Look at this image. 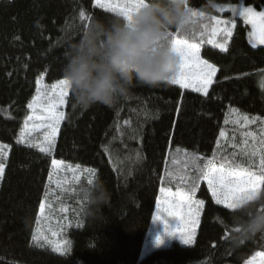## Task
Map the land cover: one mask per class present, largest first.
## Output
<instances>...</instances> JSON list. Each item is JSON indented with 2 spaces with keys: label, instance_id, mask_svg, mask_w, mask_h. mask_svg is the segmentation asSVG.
Returning <instances> with one entry per match:
<instances>
[{
  "label": "trees",
  "instance_id": "obj_1",
  "mask_svg": "<svg viewBox=\"0 0 264 264\" xmlns=\"http://www.w3.org/2000/svg\"><path fill=\"white\" fill-rule=\"evenodd\" d=\"M211 1L264 9V0H189V7L210 12ZM89 17L117 16L94 6V0H0V145L8 146L7 156L0 158L5 164L0 177V264H243L254 253H264V234L238 245L230 242L231 210L216 205L202 183L197 195L204 206L192 243L173 239L141 254L160 186L168 182L170 159L184 152L200 164L214 153L229 154L232 144L243 148L245 137L236 138L228 128L234 121L232 109L264 118V46L248 43L249 28L239 18L226 51L200 45V55L217 68L207 95L165 83L135 87L110 107L97 103L81 108L74 106L69 90L53 151L44 154L28 146L43 143L42 131L27 143L17 142L32 114L27 105L36 95L37 79L50 90L62 78L68 44ZM221 130L226 138L220 137ZM253 134L257 139V132ZM232 137L234 142L228 140ZM256 144L259 153L261 145ZM240 157L243 162H238L251 165L258 158L259 166L260 154ZM53 159L79 165L80 179L74 180L67 168L57 172ZM84 169H94L96 176L89 177ZM50 172L52 181H61L59 187L50 183ZM98 176L111 198L89 214L78 193ZM42 200L50 206L48 219L37 225ZM37 229L61 242V251L33 243ZM50 229L59 235L52 237Z\"/></svg>",
  "mask_w": 264,
  "mask_h": 264
},
{
  "label": "clouds",
  "instance_id": "obj_2",
  "mask_svg": "<svg viewBox=\"0 0 264 264\" xmlns=\"http://www.w3.org/2000/svg\"><path fill=\"white\" fill-rule=\"evenodd\" d=\"M189 0H143L131 20L93 18L78 28L65 52L62 77L68 82L74 106H113L135 87L168 83L181 63L172 35L194 28ZM89 214L102 209L111 198L103 180L96 178L79 191ZM228 217L229 240L238 245L264 234V193L233 201Z\"/></svg>",
  "mask_w": 264,
  "mask_h": 264
},
{
  "label": "snow or ice",
  "instance_id": "obj_3",
  "mask_svg": "<svg viewBox=\"0 0 264 264\" xmlns=\"http://www.w3.org/2000/svg\"><path fill=\"white\" fill-rule=\"evenodd\" d=\"M143 3V0H129L126 4L112 3L111 0L107 2H101V0H94V6L103 9L105 12L115 13L117 17H121L124 20H131L132 13L135 9ZM225 6H220L219 10L223 11ZM228 10L235 12L236 8L232 5L226 6ZM191 16L199 17L201 20H207L209 23L202 24L204 32H201L199 40L196 39V33L192 32V38L189 39L187 34H181L176 32L172 35V42L175 45L177 54L180 57L181 63L177 74L168 82L170 85H179L181 89H191L194 92L203 93L207 95L209 87L213 84V78L216 75L217 68L209 63L207 60H203L200 57V45L204 42V36L210 29V38L207 39V43L214 47L220 48L222 51L227 50L228 37L232 35V28L228 25L235 26L234 21L225 20L222 21L216 16L207 17L205 13L195 12L192 8ZM239 16L243 18L245 23L251 25V31L249 32V38L253 42V46L256 44L264 45V10L257 12L252 6H240ZM81 19L85 18V13H80ZM89 19H92L89 17ZM224 24L225 27L221 28L219 25ZM221 36L222 42H217L216 37ZM36 95L32 97V100L28 103V109L32 112H36L37 109L41 115H28L25 118L24 126L20 130L18 143H27L32 134L35 132H41L43 143L41 144H29L30 147H39V151L44 154H50L55 147V140L58 134L60 122L65 119V113L60 109L66 104V98L68 96L69 87L68 82L62 77L56 82L50 85H44L41 79H37ZM236 112L235 109L231 110ZM259 117H249L247 115H241L236 121L239 124L243 121V126H247L250 123H255L259 120ZM29 121H32V127L29 128ZM39 121V123H37ZM228 121L226 120L225 123ZM264 125V121H261ZM261 133L264 134V127L261 128ZM221 138H226L225 131L221 130L219 133ZM245 137H252L255 141L256 137L252 132L244 134ZM245 145L248 144L247 139L243 141ZM261 148L258 151L253 148L251 156L260 154L259 166L254 169L251 165L244 166L241 163H236L233 160H229L227 157H223L219 163H217L214 157L206 161L202 168H198L199 175L192 178L191 183L187 190L178 189L175 193L170 191L166 192L165 188H161V192L165 193V202L162 205L163 211L158 212V215L154 219H161V214L168 217H176L179 215L180 219L184 221V225L180 224L172 229L173 233H179L181 241L188 245L192 243L193 239V227L197 223L201 208L204 206L203 200L194 199L197 191V181L203 179L207 182V188L211 192V196L216 205H223L226 209H233V201L245 197L249 200L256 198L261 194V186L264 185V136H262ZM235 146V145H233ZM7 145H0V158L6 157ZM51 166L56 169L57 172L64 168H67L69 172L73 174L74 180H79L80 177L76 175L80 171V166L73 167L71 164H65L62 160L53 159ZM5 164L3 159H0V177L4 175ZM84 172L89 177L94 178L96 172L94 169H84ZM183 180V177H181ZM49 181L56 183L59 187L61 181H52V173L49 174ZM92 179L88 180L91 184ZM49 205L46 201L42 200L39 205V213L36 217V224L40 225L43 220L48 219L46 215ZM177 209L179 212L177 213ZM51 231V229H50ZM165 231H168L167 224L165 223ZM52 237H57L59 233L51 231ZM32 242L37 245L47 244L51 245L53 251H61L62 244L59 241L49 239V237L39 229L35 230L32 236ZM63 244H67L64 241ZM256 257L261 258V264H264V253H256ZM255 259V258H254ZM248 264H253V261H249Z\"/></svg>",
  "mask_w": 264,
  "mask_h": 264
},
{
  "label": "rangeland",
  "instance_id": "obj_4",
  "mask_svg": "<svg viewBox=\"0 0 264 264\" xmlns=\"http://www.w3.org/2000/svg\"><path fill=\"white\" fill-rule=\"evenodd\" d=\"M101 2H107V0H101ZM111 2L112 3H119V4L123 5V4L128 3L129 0H111ZM210 5L212 8V11H210V12H206L202 9H193V10L197 13L203 12V13H205V15L207 17L216 16L218 19H220L222 21H225V20L234 21L236 18H239L245 23L243 18L239 16V8H240V6H251L248 4H244L242 2L231 3V2H218V1H211ZM228 5H232L233 7H235L236 11L233 12V11L228 10L226 7ZM220 6H225L223 11L219 10ZM253 8L257 12L264 10V9H258L255 7H253ZM192 19H193V22L194 21L196 22V25L198 27V29H197L195 26V28L192 31L197 29L195 31L196 39L199 40L201 32H204L203 28L201 30L202 24L209 23V21L201 20L199 17H192ZM200 21H201V27H200ZM245 24H247V23H245ZM194 25H195V23H194ZM228 26L232 28V33H233L234 27L232 25H228ZM247 26L249 28L248 32H247V41L251 46H253V42L249 38V32L251 31V25L247 24ZM219 27L223 28V27H225V25L222 23L221 25H219ZM187 35L189 36V39L192 38V33L187 34ZM210 35L211 34H210V29H209L208 32L204 36V42L202 44L207 43V39L210 38ZM229 38L230 37H228L227 40H229ZM216 40H217V42H222L221 36H217ZM255 46H264V45L256 44ZM200 57H201V59L206 60L201 55H200ZM208 62L211 63L210 61H208ZM211 64H213V63H211ZM31 115L36 116V115H41V113L37 109V111L32 112ZM241 115H247V114H240L238 112L232 113L231 116H233L232 119H234V121H231L232 125L228 126V128L234 130V136L236 138H239V136H242L244 138L245 137L244 134L247 132H252V133L257 132L258 138L255 139V141H253L252 137H245L246 139L250 140L249 147L247 145L246 146L244 145L243 148H238V150H236L234 148L235 146H233V144H232L231 148L228 149L229 154H224L223 156L215 157L217 163H219L223 157H227V158H229V160H233L236 163H240V162H243V160H241L240 156L246 157V156H249V153H251L250 147H253L256 150L259 149V145H257L256 143H257V141L260 143L262 135L264 136V134L261 133V128L264 127V125H262L261 121H264V118L257 116V115L250 116V118L251 117H259L260 119L257 121H260V122L257 123V121H256L255 123H250L247 126H243V121H241L239 124L236 123V121L239 119V117ZM247 116H249V115H247ZM30 122H32V121H30ZM256 129H258V131ZM245 138H244V140H245ZM228 140L233 141V140H235V138H233V137L228 138ZM252 142H254V143H252ZM242 145H243V143H242ZM244 148H249V150L246 151V149H244ZM231 150L236 153L234 159H236L237 161L232 158V157H234V154H233L234 152H231ZM246 152H248V153H246ZM183 153L184 152H182V153L180 152V153L176 154V156L179 158V160H177L176 156H173L170 159V165H169V168L167 171V178H166L168 182H166L165 184L163 182V184L160 186V189L163 187L166 189V192L170 191L172 193H175L178 189L187 190L189 187V184L191 183L192 178L199 175L198 168H202L207 160L202 161L200 164H198L196 162L195 157H193V159L190 160V158H188V157L186 158L185 156H183ZM238 156L240 158H238ZM255 159H256V163H257L258 158H255ZM187 160H189V161H187ZM238 161H240V162H238ZM179 163L181 164V167L179 166ZM256 163H253L252 165L249 163H243V165L244 166L251 165L254 169H257L258 166ZM185 164L188 165V169L186 171H184V173H183L181 171V169L185 168V166H186ZM258 165H259V161H258ZM169 171H171L170 174H169ZM181 177H183V180H181ZM196 183H197V191L195 193L194 199L202 200L200 197H198L197 193L199 192L201 184L204 183L207 186V182L203 179H200ZM160 189H159V194H158V198H157V202H156V207H155V210L153 212L152 220L150 223V229L147 233L146 239L144 241V245L142 247L141 254H143V255L146 254L147 252H149L151 249L157 247V246L169 243L173 239L182 242L180 239V234L172 232V229L176 228L179 224L181 226L184 225V221L180 219L179 215H177L176 217H168V216H164L163 214H161V219H154V217H156L158 215V212L163 211L162 205L165 202V193H162ZM210 194H211V192H210ZM178 212H179V209H177V213ZM200 214H201V211L199 213V216H200ZM198 221H199V217L197 219V223L193 227V238L195 237V230L197 229ZM165 223L167 224L168 231H165ZM256 253H258V252H256ZM256 253H254L253 255L248 257L243 262V264H248L249 261H253V264H261V258L256 257ZM259 253H263V252H259Z\"/></svg>",
  "mask_w": 264,
  "mask_h": 264
}]
</instances>
